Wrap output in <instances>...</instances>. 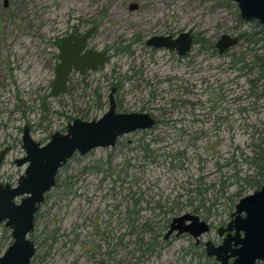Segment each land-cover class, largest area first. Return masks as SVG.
<instances>
[{
  "label": "rangeland",
  "instance_id": "rangeland-1",
  "mask_svg": "<svg viewBox=\"0 0 264 264\" xmlns=\"http://www.w3.org/2000/svg\"><path fill=\"white\" fill-rule=\"evenodd\" d=\"M132 3L138 8L130 9ZM71 26L82 31L96 26L89 46L107 49L110 59L88 74V87L76 77L69 114L78 118L90 109L101 117L118 84L116 102L122 111L149 112L159 122L122 136L115 147L75 154L61 169L58 187L31 234L40 243L35 264H73L78 256L84 264H95L96 258H85L88 241L101 243L105 252L121 244L123 264H202L193 238L165 244L161 236L170 219L193 212L213 225L203 241H219L218 228L230 221L242 197L256 191L248 181L263 182L246 158L254 156L258 144L264 148V100L251 91L256 71L242 68L255 50L262 52L263 42L241 40L225 55L196 43L181 60L146 41L193 29L216 42L223 34L260 27L241 19L234 0H7V5L0 0V48L14 40L33 44L30 35L49 36ZM120 45L130 47L116 52ZM241 52H246L244 61L233 65V54ZM95 89L105 103L100 110L92 103ZM147 221L157 233L153 252L142 254L134 240ZM10 234L0 227V252Z\"/></svg>",
  "mask_w": 264,
  "mask_h": 264
},
{
  "label": "water",
  "instance_id": "water-1",
  "mask_svg": "<svg viewBox=\"0 0 264 264\" xmlns=\"http://www.w3.org/2000/svg\"><path fill=\"white\" fill-rule=\"evenodd\" d=\"M240 17L246 22L257 21L264 30V0H234ZM7 5V0H6ZM138 8L132 3L130 9ZM96 30L93 26L81 37L70 36L60 44L61 63L58 66L56 93L65 91L68 74L72 69L83 73L86 68L95 70L108 63L106 50H86V42ZM191 30L178 36L155 35L148 39L147 45L159 49L176 50L179 55L186 54L192 47ZM239 43L237 36L224 34L217 42L220 53ZM113 88L109 97V108L99 118L82 120L76 118L69 124L66 133H56L43 147L29 137H25L24 147L28 156L19 165L29 162L18 186L0 188V224L11 228L13 244L0 256V264H31L35 245L29 235L35 229V214L44 202L45 193L55 186L60 169L75 155H86L96 148L115 147L120 137L138 130L152 129L156 119L148 112H120L117 110ZM5 152L0 154V163ZM21 198L19 203L16 199ZM233 219L219 230L220 235L228 232L223 243L215 246L207 243V253L215 256L220 264H258L264 262V182L260 189L242 197L236 204ZM188 220L190 224L183 223ZM178 222L179 225H175ZM188 232L195 238L209 231V224L198 215L185 214L175 218L169 233ZM233 232V233H232Z\"/></svg>",
  "mask_w": 264,
  "mask_h": 264
},
{
  "label": "flooded vegetation",
  "instance_id": "flooded-vegetation-1",
  "mask_svg": "<svg viewBox=\"0 0 264 264\" xmlns=\"http://www.w3.org/2000/svg\"><path fill=\"white\" fill-rule=\"evenodd\" d=\"M254 22L256 21H253V23ZM91 28L85 31H82L79 26H71L69 29H64V30L54 29L52 34L49 36L43 35V37H41L40 34H38V36L30 35V39L32 43L34 40L33 38H35L34 43L36 40L40 39L38 41L39 43L38 46H36V44L34 43L26 44L24 42L23 45L20 44L17 45L16 43L17 41L14 40L12 44H7V46L0 48V154L6 151L4 158L0 163V188L1 186H3L4 188L6 186H9L11 189L17 187L19 180L27 170L29 164L28 161L23 163L22 165H19V163L28 156L27 149L24 147L25 137H29L35 143L39 144L40 147H43L51 140L54 134L58 132L63 134L66 133L69 124L73 122V119L71 117L72 115L69 114L70 111L69 108L72 106L71 102L74 95V91L76 89V84H75L76 77H78V79L81 80L85 79L86 81V79H88L89 73L102 69L104 65L100 66L95 70L86 68L83 73L72 69L67 77V81L65 84L66 86L65 91L63 93L58 94L56 93V89L54 87L58 78V66L61 63L62 51L60 50L59 46L60 44H62L63 40L68 39L70 36L81 37ZM190 30L193 35V43L191 49L184 55H179L176 50L171 51V52H175L178 55L179 59L181 60L186 59L191 54L194 44L200 43L199 34H195L193 29ZM95 32L96 30L87 40L86 50L87 49L96 50L95 48L89 46V41L94 36ZM180 33L176 35L175 34H164V35H173L174 37H176ZM239 34L237 35L230 34V35L237 36L239 38ZM18 39L20 40L21 37H19ZM218 40L216 42L212 41V43L215 46L213 48L211 47V41L207 40L210 44L207 43L208 46L206 47H211L215 52L217 50L219 55H225L226 53L229 52L230 49L235 47L233 46L231 48L226 49L223 53H220L217 47ZM1 41L3 40L0 39V42ZM240 41L241 40L239 38V42ZM201 45L203 44L201 43ZM205 45L206 44H204L203 46ZM151 48H155V47H151ZM155 49H159V48H155ZM104 50L108 52L110 59V52L107 49ZM97 51H101V50H97ZM262 52H260L259 54V62L261 66L263 65L261 68L257 67L255 64H251L250 61L249 64L251 65H248L246 67V69L249 70V72H252L254 70L256 71L255 72L256 76L250 79L251 91L253 92L259 91L257 94L258 95L257 99L260 101L264 100V76H262V74H264V54ZM233 62L234 61L232 58V63ZM113 88H116V91L114 92V98L116 101V93L118 91V87L113 86L111 88V91ZM64 99L69 101V103H64L63 102ZM58 104L60 105L61 110H58L57 108ZM151 115L156 119L157 122V118L155 117V115L153 114ZM119 139L117 141V144L119 142ZM67 163L62 168H64L67 165ZM6 166H9V168L5 170ZM58 175L56 177L55 186L45 193L44 202L40 205L38 211L35 214V229L41 208L50 200L49 195L52 193V191L56 187H58V183H59ZM20 200L21 198L16 199V203H19ZM188 213L198 215L193 212H185L183 214L173 217L172 219H170V221H168L169 223L167 222V224H165L164 227L167 230L166 233H164V235L161 236L163 238V242L165 244L168 242L171 243V241L181 239L184 236L188 238H193L194 240L193 247L195 248V255L198 256L199 262H202L201 260H203L204 262L202 264H220V262L216 259L215 256L208 255L207 243L211 241L215 246L221 245L224 239L226 238L228 232H224L223 235H220L219 230L222 227L226 228L227 224L233 219V217H231L230 221H228L224 225H221L218 228L217 233L219 236V241L213 240L211 238L210 239L208 238L206 241H203V237L209 232H211L213 225L210 221L202 219L201 216L199 215L198 216L202 220L206 221L209 224L210 229L208 232L202 234L198 238H195L193 235H191L188 232L178 233V229H175L174 231L169 233L174 219ZM131 220L133 222V219ZM190 223L191 221L186 220L183 224L188 225ZM175 225H179V223L176 222ZM1 226H4L6 230L8 229L11 230V228L5 226V222L1 223L0 227ZM31 234L29 235V239L32 240L35 245V254L31 259V264H35V257L40 243H38L37 240L33 239ZM9 239H11L9 241V245L3 252H0V256H3L4 253L7 251V249L14 242V238L12 237V230ZM55 240L56 238H51V241H55ZM136 240L137 238L134 240V244L137 247L136 250L140 251L142 254L148 253V252L144 253L142 252V250L139 249V247L136 244ZM87 243L89 247L84 246V248L87 249L85 253L86 259L87 258L89 259L90 257L96 258L97 261L95 264H123L119 256L121 255L120 254L121 246H122L121 244L116 243L114 245L115 247L113 251L105 252L103 251L101 243L97 244L95 241H88ZM158 243H160V241L156 242V244ZM123 246L125 245L123 244ZM152 252L153 251H150V253ZM99 253H102V256L100 254V257L97 258V255L99 256ZM81 259L82 257L80 256L76 257L73 264H84L81 262ZM140 261L135 260L133 264H139ZM232 263H233V258H230L228 264H232Z\"/></svg>",
  "mask_w": 264,
  "mask_h": 264
},
{
  "label": "trees",
  "instance_id": "trees-1",
  "mask_svg": "<svg viewBox=\"0 0 264 264\" xmlns=\"http://www.w3.org/2000/svg\"><path fill=\"white\" fill-rule=\"evenodd\" d=\"M254 23L257 24L260 27L259 30L255 31V32H242V33L239 34V38H240V40H244L248 44L258 43V42L262 41L263 45H262V48H260V49L263 50L262 53L264 54V30L261 28V25L257 21L254 22ZM199 41L203 45L209 43L205 38H200L199 37ZM129 47H130L129 45H127V46L120 45V46L117 47L116 52L125 53V52L128 51ZM211 47L212 48L215 47L212 42H211ZM245 55H246V52H243V53L241 52V53H239V55L233 54V61H234L233 63H234V65H236L237 63H240V62L242 63L244 61L243 59H244ZM250 62H251V64H255L259 68H261L263 66V65L261 66V64L259 62V54H258L257 50H255V54L252 55V60ZM250 62L247 63L245 61L243 63L242 68H246L248 65H251V64H249ZM262 76H264V74H262ZM82 83H84V85L87 86V87L89 85L88 83H86L85 79H82ZM116 85L118 87H120V85H118V84H116ZM92 103L95 104L96 110L103 109V107H104L105 103L102 100V95L99 94V92H97V89H95L93 91ZM117 108H118V111L124 112V111H122V109H120L119 105H117ZM93 113L94 112L92 110H90V109L83 110L82 114H81V117H78V118H80L82 120L97 119V116L96 115L93 116ZM71 117H72L73 120L76 119V118H74V116H71ZM157 122H159L158 119H157ZM254 153H255L254 156L247 157L246 159L250 162V164L254 165L257 168V175L260 176V177H264V148L261 147V144L257 145V149L254 150ZM248 183L252 187L255 186L256 187L255 189H259L261 187V184H262L261 181H252V182L248 181ZM235 195L237 196L238 192L235 193ZM138 201L139 200L137 199L136 200V205L138 204ZM148 233L153 235V238L151 240H145L143 238V235H146ZM156 233L157 232L155 230V226L152 225V223L147 221L145 224H143V227L141 228V231L138 234L137 240H136V244L139 247V249L142 250V252L145 253V252L153 251V246L152 245H153V242H154V240L156 238L155 237Z\"/></svg>",
  "mask_w": 264,
  "mask_h": 264
}]
</instances>
